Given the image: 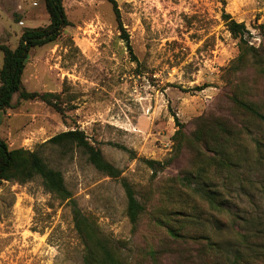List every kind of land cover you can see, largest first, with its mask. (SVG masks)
Instances as JSON below:
<instances>
[{"label":"rangeland","instance_id":"rangeland-1","mask_svg":"<svg viewBox=\"0 0 264 264\" xmlns=\"http://www.w3.org/2000/svg\"><path fill=\"white\" fill-rule=\"evenodd\" d=\"M115 1L131 52L106 0H63L68 26L54 44L31 50L22 76L26 92L53 94L63 114L41 102H17L14 119L0 112V139L10 150L37 152L48 167L61 172L81 211L114 241L121 264H211L221 251H242L239 237L250 232L244 220L253 219L250 233L264 222V168L246 169L253 205L238 196L237 184L228 187L224 175L218 178L207 168L208 178L202 181L220 195L227 209L222 214L178 180L205 159L198 160L193 139L205 122L226 119L249 130L251 138L230 147L240 158L252 159L250 139L264 143V128L231 103L236 96L264 112V72L250 61L233 68L238 41L221 21L224 11L243 23L247 45L264 61V0ZM47 25L42 0H0V45L14 49L24 30ZM70 130L82 131L134 188L145 207L134 228L117 181L97 172L76 149L42 146ZM178 130L183 146L175 153L172 137ZM116 146L133 152L135 159ZM140 160L168 164L152 176ZM174 211L196 219L182 230L186 238L172 240L156 224V219H166L172 227L180 226L181 216ZM212 242L218 255L208 246ZM81 257L66 203L44 191L39 179L0 184V264H82ZM253 264H264V258L257 256Z\"/></svg>","mask_w":264,"mask_h":264},{"label":"trees","instance_id":"trees-1","mask_svg":"<svg viewBox=\"0 0 264 264\" xmlns=\"http://www.w3.org/2000/svg\"><path fill=\"white\" fill-rule=\"evenodd\" d=\"M44 9L48 16V25L45 28H35L24 30L17 46L10 49L5 45H0L2 61L0 65V112L12 109L11 100L13 95H17V102H41L47 107L53 109L57 114H63L61 107L53 102L54 95L51 93L26 92L23 88L22 76L25 65L29 59L31 50L54 44L61 36L62 31L68 26V21L62 6L63 0H42ZM111 6L112 12L121 30L125 46L129 52L128 37L119 21V12L115 0H106ZM224 4V2L222 1ZM221 21L230 36L238 41L239 54L235 59L233 68H239L247 62L264 72V61L257 55V51L247 45L245 35L248 31L243 23L236 22L229 14L222 11ZM200 90V89H198ZM231 103L235 110L248 117L251 121L264 128V112L254 103H248L236 96L231 98ZM17 105V104H16ZM177 126V119L174 117ZM204 128L196 130L193 133V139L199 150L200 157L205 159L200 161V167L194 173H185L178 180V185L185 190L196 195L206 203L207 207L216 214L227 212L223 202L218 200L220 195L214 191L213 186L206 181L207 168L213 170V174L222 178L225 176L227 186L237 184L238 196H244L251 203L254 198L253 184L247 176V170L254 167L264 168V143L258 139H250L253 143V157L240 158L235 152L231 151L232 144L237 143L243 137L251 138L248 129H237V127L226 119H212L204 123ZM242 130V131H241ZM175 153H180L182 149V132L178 130L172 137ZM59 148L63 152L76 149L86 157L87 162L100 174L115 180L119 183L125 197V214L129 224L134 228L140 217L145 212V207L137 200L136 193L132 185L121 176V171L114 168L102 157L99 149L93 147L87 140L82 131L70 130L59 133L42 144ZM118 149L129 154L130 159H135L133 152L128 151L122 146H116ZM202 151H200V149ZM247 157V156H246ZM151 171L152 176L168 164L167 162H156L140 160ZM246 170L243 172V170ZM34 179H39L41 185L48 194L62 203H66L69 209L73 230L82 247V264H121L114 241L107 237L99 228L98 224L91 217L86 216L78 207L72 194L67 189L61 172L47 166L40 155L34 151L24 149L10 150L7 144L0 139V184L3 182L25 185ZM239 182V183H238ZM246 183V185L244 184ZM260 194L264 204V188L260 187ZM180 215V226L172 227L166 219H156V224L164 227L167 235L172 240L186 238L187 234L182 230L187 225L196 222V219L188 220L187 216L174 211ZM237 218V217H235ZM230 220L236 225L234 217ZM246 226H249L250 232L253 227V219L244 220ZM261 223V222H260ZM244 225V226H245ZM253 227V228H252ZM259 229L253 233L240 235L239 242L243 245V250L223 252L215 257L211 264H253L257 256L264 258V222L259 224ZM200 237L202 235H199ZM199 237V238H200ZM193 239V237H187ZM208 242L209 238H205ZM208 245V243H207ZM211 250L217 253V245L209 243Z\"/></svg>","mask_w":264,"mask_h":264},{"label":"crops","instance_id":"crops-1","mask_svg":"<svg viewBox=\"0 0 264 264\" xmlns=\"http://www.w3.org/2000/svg\"><path fill=\"white\" fill-rule=\"evenodd\" d=\"M24 0H21V2H23ZM34 5V4H33ZM18 10L20 11V12H22V7H21V5H18ZM1 61H2V57H1ZM0 65H1V63H0ZM17 104V97H15V95H13V97H12V100H11V105H12V109H10V110H6L5 112H2V114L4 115V117L5 118H7V119H9V120H11V119H14L15 117H17V115H16V113L15 112H13L14 111V107H15V105ZM24 115V114H23ZM26 115H24V118H28L29 119V117H25ZM29 122V120H27V123ZM17 132V130H15V129H11L10 130V133H12V134H15ZM33 138H28V140H32Z\"/></svg>","mask_w":264,"mask_h":264}]
</instances>
